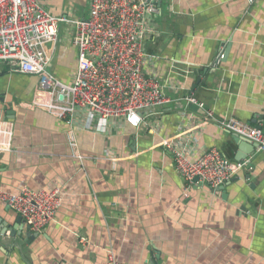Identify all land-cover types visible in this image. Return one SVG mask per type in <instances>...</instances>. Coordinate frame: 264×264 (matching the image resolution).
<instances>
[{"label":"crops","instance_id":"crops-1","mask_svg":"<svg viewBox=\"0 0 264 264\" xmlns=\"http://www.w3.org/2000/svg\"><path fill=\"white\" fill-rule=\"evenodd\" d=\"M42 1L54 15L89 14L87 0ZM157 2L155 32L144 47L159 56L161 80L185 86L167 93H193L217 121L233 117L264 132V0ZM73 34L62 22L57 42L47 44L51 72L63 82L77 66ZM55 59L69 69L57 70ZM46 98L35 75L0 65L1 189L63 191L62 205L41 232L27 237L23 222L24 240L15 232L19 214L0 200V264H106L109 254L128 264H264V151L254 143L215 121L201 128L200 147L247 162L212 188L185 180L161 142L178 133L181 111L203 116L194 104L159 107L158 128L123 124L99 133L75 129L38 106ZM106 148L116 161L103 154Z\"/></svg>","mask_w":264,"mask_h":264},{"label":"built area","instance_id":"built-area-1","mask_svg":"<svg viewBox=\"0 0 264 264\" xmlns=\"http://www.w3.org/2000/svg\"><path fill=\"white\" fill-rule=\"evenodd\" d=\"M87 2V17H69L50 13L42 0H0V65L38 78L39 91L47 94L38 106L75 129L107 133L123 124L158 128L162 123L157 117L159 107L171 101L194 104L202 111V118L197 120L191 112L181 111L183 123L178 125V133L161 142L184 179L197 178L196 182L212 188L230 181L247 162L233 163L214 147H200V130L207 122L215 121L264 151L260 127L233 117L217 121L213 111L193 93L177 97L167 93L184 91L185 86L172 78L161 80L156 66L159 56L145 50V40L155 32L154 16L160 14L156 0ZM62 22L73 26V44L77 46V66L70 82L61 81L49 70L52 58L47 44L57 42ZM9 134L10 128H6ZM70 144L75 145L74 138ZM103 154L116 161L111 149L106 148ZM0 200L19 214L31 231L39 233L62 205L63 191L58 186H24L8 193L0 187ZM106 264L128 263L109 254Z\"/></svg>","mask_w":264,"mask_h":264},{"label":"water","instance_id":"water-1","mask_svg":"<svg viewBox=\"0 0 264 264\" xmlns=\"http://www.w3.org/2000/svg\"><path fill=\"white\" fill-rule=\"evenodd\" d=\"M157 5H159V3L157 2L156 3ZM8 112H12V110H9ZM237 136H239V135H237ZM244 138V137H243ZM246 139V138H245ZM243 139H240V141H238V146H239V149H243L242 148V144H241V141H242ZM246 140H248V139H246ZM195 180H197V178H195ZM23 220H22V218L19 216L18 217V220H17V223H18V225H20L21 223H22V225L20 226V228H19V230L18 231H15V232H17V234H19V235H21L22 236V239L24 240V237H25V235L23 234V232H22V227H23ZM13 227V226H12ZM25 230L27 231V237H31V238H33V236H31V231H30V229H29V226L28 225H25ZM14 231L12 230V233L10 234V236H14ZM37 233H35V235H36Z\"/></svg>","mask_w":264,"mask_h":264},{"label":"rangeland","instance_id":"rangeland-1","mask_svg":"<svg viewBox=\"0 0 264 264\" xmlns=\"http://www.w3.org/2000/svg\"><path fill=\"white\" fill-rule=\"evenodd\" d=\"M54 44V43H53ZM52 65L55 67V68H57V70H60L61 69V71H64V70H67V69H69V66L66 64V63H64L63 62V60L61 61L60 59H58L57 61H56V59L54 60V62L52 63ZM51 67H49V70L50 71H52L51 69H50ZM209 148H212V147H209ZM215 148V147H214ZM217 149V148H216ZM218 150V149H217ZM221 154H222V152L220 151V150H218ZM223 156H225L224 154H222ZM237 174V172H235L232 176H231V178L230 179H232V177L233 176H235ZM186 180V179H185ZM124 263V262H123Z\"/></svg>","mask_w":264,"mask_h":264}]
</instances>
